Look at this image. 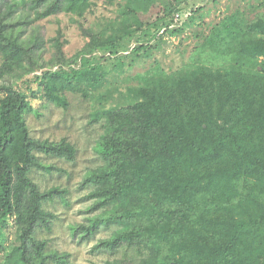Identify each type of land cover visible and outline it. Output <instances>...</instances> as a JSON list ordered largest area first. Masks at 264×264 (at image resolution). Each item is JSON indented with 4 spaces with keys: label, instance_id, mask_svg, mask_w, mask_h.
Segmentation results:
<instances>
[{
    "label": "trees",
    "instance_id": "obj_1",
    "mask_svg": "<svg viewBox=\"0 0 264 264\" xmlns=\"http://www.w3.org/2000/svg\"><path fill=\"white\" fill-rule=\"evenodd\" d=\"M99 1L0 0V250L10 219L16 228L3 264H69L68 254L37 238L56 218L44 203L67 202V190L42 191L31 174L52 169L40 154L73 162L77 150L66 139L33 138L26 116L34 100L68 109L72 80L98 101L92 121L104 129L103 165L81 184L92 188L90 211L101 213L73 227L75 237L90 241L101 228L116 227L93 248L122 253L104 264H264V0L252 8L254 17L237 10L214 25L180 69L157 66L139 75L126 103L111 90L96 92L106 76L92 63L135 42L123 55L134 66L157 42L181 34L193 13L176 21L171 3L145 23L124 6L86 27L80 20ZM61 14L77 17L87 39L71 57L61 27L48 41L25 36L31 25ZM159 22L164 30L152 34ZM46 44L53 49L48 60Z\"/></svg>",
    "mask_w": 264,
    "mask_h": 264
},
{
    "label": "rangeland",
    "instance_id": "obj_2",
    "mask_svg": "<svg viewBox=\"0 0 264 264\" xmlns=\"http://www.w3.org/2000/svg\"><path fill=\"white\" fill-rule=\"evenodd\" d=\"M109 0L99 1L92 12L88 13L84 22L86 27L102 18H115L121 7L131 6L139 15L141 21L152 22L158 16L162 7L175 4L176 13L180 18L186 19L193 13V20H186L183 32L176 36H167L164 42H157L158 48L152 52L148 59L136 61L132 66L131 58H124L130 53L136 43L130 44L131 49L119 55L111 56L109 53L98 55V61L93 66H99L102 75L106 76V83L97 89V93L111 90L114 99L119 103L131 102L134 99L132 89L140 85L139 75L152 74L157 66L171 73L180 69L191 58L194 50L210 34L214 25L237 10H246L250 17H254L255 8L262 0ZM200 9V12H193ZM177 19V18H176ZM77 17L61 14L46 20L39 21L29 27L28 33H38L46 41L56 36L58 28H62L67 39L65 54L74 55L87 42L82 35ZM184 21V20H183ZM164 30L163 22H159L151 29L152 34ZM142 32L139 33V35ZM148 40V39H147ZM146 42V41H143ZM45 59H50L53 49L46 44ZM124 62L122 68L118 64ZM1 64V56H0ZM80 83L72 80L67 85V96L70 106L68 109L58 107L42 100H34V111L26 116L30 134L36 139H49L59 142L66 139L77 150L73 162L65 159L39 155L43 164L52 168L50 171L35 170L31 176L42 191L54 187L67 190V202L55 199L53 202L44 203V209L53 213L56 218L51 225V230L45 228L37 231V238L48 241V249L52 252L69 255V264H104L109 260L120 258L122 253H112L104 250H93L101 239L109 238L116 227L101 228L90 241H80V237L73 235L72 228L78 224H88V220L97 216L101 211L91 212L94 201L88 199L91 187H81L84 178L90 171L103 165V160L98 152V141L104 132L103 122H93L92 112L98 108V101L85 98L80 88ZM4 248L0 250V264L5 262L6 256L12 251L16 243V228L14 218L10 219L5 230ZM2 240V239H1Z\"/></svg>",
    "mask_w": 264,
    "mask_h": 264
},
{
    "label": "built area",
    "instance_id": "obj_3",
    "mask_svg": "<svg viewBox=\"0 0 264 264\" xmlns=\"http://www.w3.org/2000/svg\"><path fill=\"white\" fill-rule=\"evenodd\" d=\"M176 20H178L179 18H180V14L178 13V14H176Z\"/></svg>",
    "mask_w": 264,
    "mask_h": 264
}]
</instances>
